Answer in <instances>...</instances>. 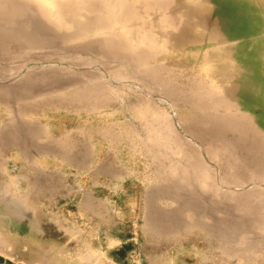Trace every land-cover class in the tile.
Returning a JSON list of instances; mask_svg holds the SVG:
<instances>
[{
    "label": "rangeland",
    "instance_id": "rangeland-1",
    "mask_svg": "<svg viewBox=\"0 0 264 264\" xmlns=\"http://www.w3.org/2000/svg\"><path fill=\"white\" fill-rule=\"evenodd\" d=\"M0 264H264V0H0Z\"/></svg>",
    "mask_w": 264,
    "mask_h": 264
},
{
    "label": "bare ground",
    "instance_id": "bare-ground-1",
    "mask_svg": "<svg viewBox=\"0 0 264 264\" xmlns=\"http://www.w3.org/2000/svg\"><path fill=\"white\" fill-rule=\"evenodd\" d=\"M251 90L252 91H251L250 96H255L257 98V96L259 95V91H257L255 88H254V90L253 89H251ZM256 101H258V100H256Z\"/></svg>",
    "mask_w": 264,
    "mask_h": 264
}]
</instances>
